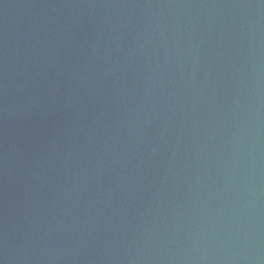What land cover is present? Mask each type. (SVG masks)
<instances>
[{
    "label": "water",
    "instance_id": "1",
    "mask_svg": "<svg viewBox=\"0 0 264 264\" xmlns=\"http://www.w3.org/2000/svg\"><path fill=\"white\" fill-rule=\"evenodd\" d=\"M0 264H264V0H0Z\"/></svg>",
    "mask_w": 264,
    "mask_h": 264
}]
</instances>
